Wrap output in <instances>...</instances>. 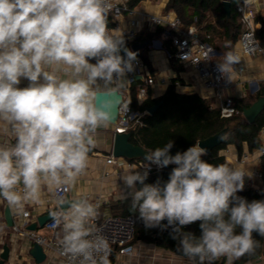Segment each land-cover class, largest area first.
<instances>
[{"label":"clouds","instance_id":"1","mask_svg":"<svg viewBox=\"0 0 264 264\" xmlns=\"http://www.w3.org/2000/svg\"><path fill=\"white\" fill-rule=\"evenodd\" d=\"M114 8L110 0H0V119L15 137L0 145V198L23 212L26 204L43 203L45 187L55 190L60 208L50 215L62 233L60 254L78 264H111L109 241L93 224L98 206L59 192L85 172L97 130L112 119L96 103L100 90L126 80L137 58L122 31H109ZM222 57L217 68L226 76L240 56L228 51ZM22 78L29 82L23 88ZM173 146L170 140L145 155L159 167L176 165L163 185L145 183L148 171L120 177L130 189V211L146 229H171L177 251L193 264L254 256L260 242L253 233L264 237V199L236 195L247 171L206 162L199 143L170 155ZM197 221L199 237L184 231Z\"/></svg>","mask_w":264,"mask_h":264},{"label":"crops","instance_id":"2","mask_svg":"<svg viewBox=\"0 0 264 264\" xmlns=\"http://www.w3.org/2000/svg\"><path fill=\"white\" fill-rule=\"evenodd\" d=\"M129 7L133 8L134 13H124L119 16H111L108 19V26L110 31L117 29L114 33L119 35L121 31L130 28L131 19H136L139 23V33H153L157 29L164 31L162 35H154L153 40L146 47L145 54L149 63H146L143 56L138 52L137 56L141 57L146 64V75L155 77V83L150 86L151 96L160 97L167 90L176 76L180 77L179 84L176 85L180 92H196L201 96L211 100L213 104L220 105L221 99L225 96L232 95L233 97L241 98L248 95H254L264 83V55L250 56L243 53L239 38L233 46L225 48L224 43L215 44L219 52L216 60L223 63V53L232 51L240 56V62L236 64L230 74H226L224 83L220 89L208 87L205 84L204 78L200 73L194 69L190 64L183 63L180 60L178 64L181 69L177 70L171 61L170 52L164 40L166 35V28L163 26L152 25L143 13L162 14L164 12L176 13L174 10H167L166 5L169 0H140L135 5H130V0H125ZM242 0H237L240 3ZM252 7L255 10L254 22L257 30L263 27L264 29V0H253ZM160 27V28H158ZM217 42V41H216ZM170 46H172L170 44ZM172 48H174L172 46ZM132 50V45H131ZM142 48L140 49V51ZM133 51V50H132ZM95 59L90 60L93 63ZM242 68V70H240ZM121 84H116L107 89H119L125 97L129 98L131 105L133 100V86L140 82H135L142 78H137L130 84L127 75ZM21 83L28 85L26 79H21ZM137 95V93H136ZM134 109V108H133ZM139 110V109H134ZM114 129L115 124L108 123L106 127H100L97 130L95 137L96 146L88 154V165L85 172L78 177L76 183L70 186L71 199L86 197L93 203V199L100 197L106 201L102 206V214L104 216L115 215L116 209L112 208L118 200L130 197V189L124 184L120 178L123 174L131 172L132 170L127 165L131 159L124 157H116L114 163H108L107 159L113 155L114 144ZM262 142L264 146V134L261 133ZM15 142V137L11 131L8 123L0 119V145H10ZM250 150L247 144H244L243 151ZM221 154L226 156V165L231 163L240 166L238 149L234 144H229L220 150ZM252 158L248 167L257 165L258 148L250 150ZM137 186V185H136ZM138 189V187H137ZM54 191H50L47 187L43 189L42 204H26L24 210L30 211V216L27 218L29 224L35 222L40 215L57 211L59 206L54 197ZM10 207L13 215L14 225H22L24 221L23 212H18L14 207L10 206L6 200L0 198V254L3 251L4 245L10 248L9 259L4 264H63L59 255L52 249L44 248L47 256L41 263L30 254L29 250L33 246V241L17 231L13 226L7 224L5 218V210ZM44 227V226H43ZM45 228V227H44ZM39 229V228H38ZM38 231V230H37ZM39 232V231H38ZM40 233V232H39ZM51 232L47 229L45 235L49 236ZM58 235H62L60 228L57 230ZM135 250L132 255H122L115 252L112 256L111 264H193L187 257H184L180 252H176L170 248L158 245L151 241L137 239L134 242ZM216 264H225L224 259L217 261ZM244 264H264V255L258 258L249 260Z\"/></svg>","mask_w":264,"mask_h":264},{"label":"trees","instance_id":"3","mask_svg":"<svg viewBox=\"0 0 264 264\" xmlns=\"http://www.w3.org/2000/svg\"><path fill=\"white\" fill-rule=\"evenodd\" d=\"M139 1L130 0L129 3L130 5H135ZM230 1V15H227L225 12L222 0H169L166 9L174 10L183 19L185 27L191 23L197 24L202 37L210 40L214 46L222 42L229 45L228 47L225 45V48H229L236 43L243 29L241 14L237 10V0ZM157 34L162 35L164 31L157 29L152 34L139 33L134 39L124 38L125 46L131 50V45L137 40L149 41L151 43L153 36ZM257 37L261 44L264 45L263 27L257 30ZM163 40L166 48L172 54V65L177 70H180L181 65H176L179 59L175 56V48H172L171 38L166 35ZM146 47L147 45L139 53L143 56L145 62L149 63L145 54ZM179 81V76L174 77L165 93L160 97H152L149 86L147 96L142 102L138 101L136 95L137 88L133 86L132 107L139 109L144 114L142 116L143 124L136 123L129 129L131 131L130 141L132 143L152 151L158 147L162 148L171 140L174 144L171 150L183 152L193 144L198 143L199 140L207 138L224 127L229 126L227 140L202 157L203 160L214 165L227 163L226 156L221 154L220 150L229 144H234L237 147L239 155L243 152L244 144H247L250 150L263 146L261 130L264 127V109L254 122L247 121L243 115V109L249 107L259 97L264 96V83L260 85L259 90L254 95L241 98L233 97L234 103L240 109V112L231 117H223L220 105L213 104L211 100L196 92L187 93L178 91L176 85ZM135 82L143 83L144 81L139 79ZM160 99H163V102L159 108L155 112L149 113L147 108L154 105ZM175 167L176 165L170 164L167 167L152 171L148 174L145 183L153 184L159 181L163 185L169 180L170 174ZM259 167L263 177L258 183L261 185L262 190L259 192L254 186H248L236 194L246 198L249 202L264 199V158L261 159ZM137 187L139 189L141 185L137 183ZM130 202L131 197H127L118 200L112 205V208L116 209L115 215L133 214L135 216L136 227L133 242L137 239H142L178 252V242L170 236L171 229H146L143 222L130 211ZM162 223H166V221ZM200 223V221H197L185 226L184 231L191 232L199 237L201 234ZM253 237L260 242V247L257 249L256 254L254 256L246 255L241 257L239 260L234 261V264H244L249 260L264 255V237H260L255 232L253 233Z\"/></svg>","mask_w":264,"mask_h":264},{"label":"built area","instance_id":"4","mask_svg":"<svg viewBox=\"0 0 264 264\" xmlns=\"http://www.w3.org/2000/svg\"><path fill=\"white\" fill-rule=\"evenodd\" d=\"M251 0L250 4H245V0H242L237 5V10L241 14L243 29L239 36V43L243 53L256 56L264 55V45L261 44L257 37V27L254 22L255 10L252 7ZM115 8L110 15L119 16L124 13L133 14V8L129 7L125 0H110ZM144 18H146L152 25L163 26L166 28V33L171 38V42L175 48V56L183 63L190 64L194 69H196L200 75L204 78L205 84L208 87H213L220 89L224 83L225 76L218 71L216 58L219 56V52L214 44L208 40L204 39L200 34L201 31L197 24L191 23L189 26H184L183 19L177 14L172 12H164L162 14H150L143 13ZM108 21V18H107ZM130 28L122 31L123 37L128 39H134L138 35L139 23L136 19H131ZM109 31L110 27L108 26ZM111 32V31H110ZM209 37V35H207ZM171 57L172 54L168 52ZM96 61L94 60L93 63ZM146 64L144 60L137 56L136 60L133 61V71L127 72L128 81L132 84L136 77L143 76V83L138 85L137 89V99L142 102L148 93V87L155 83V77L151 75H146ZM242 70V68H240ZM179 84V82H177ZM18 87H26L25 84L20 83ZM221 115L223 117H231L236 113L240 112L234 103L232 95L225 96L221 99L220 103ZM144 112L140 110H134L129 98L125 97L123 94V100L119 106V117L115 124L114 134L119 132H126L132 127V125L139 123L143 124L142 116ZM264 134V127L261 130ZM252 158V153L250 150L243 151L239 156L240 167L245 169L250 177L245 178V186H254L257 191H261V185L253 183V181H261L263 175L260 170L261 159L264 158V146L258 148L257 155V165H252L248 167L250 159ZM117 158L114 155L108 157V163L116 162ZM127 165L131 170L139 171L143 174L148 171L150 174L154 170H159L162 167L156 164H150V162L143 159H134L129 161ZM147 166V167H146ZM70 186L64 187L60 190L59 195L63 198L69 193ZM54 197L58 200V194L54 191ZM106 201L100 197L93 199V204L98 206L99 215L93 222L96 229L99 230V234L103 235L109 241L111 247V255L109 257L110 262L112 256L115 252L122 255H132L135 250L134 246V236L136 219L133 214L128 215H108L104 216L102 214V206ZM30 216V211H23L24 221L22 225L15 224L14 228L21 234L29 237L33 242H37L44 248H49L54 250L62 260L63 264H78L72 261L69 257L61 255V249L59 245V239L61 235L57 234V228L54 226L53 220H49L44 224V227L48 229L51 234L49 236L39 233L37 230L27 229Z\"/></svg>","mask_w":264,"mask_h":264},{"label":"water","instance_id":"5","mask_svg":"<svg viewBox=\"0 0 264 264\" xmlns=\"http://www.w3.org/2000/svg\"><path fill=\"white\" fill-rule=\"evenodd\" d=\"M222 2L224 5L225 12L227 13V15H230L231 1L222 0ZM148 44L149 41L137 40L132 44V50L133 52L138 53L141 48H143ZM121 55H124V53L121 52ZM140 77L143 78V76H138L136 78H140ZM122 100H123V93L119 89L115 88L110 90H100L99 95L96 98V103L101 106H105L106 110L111 112L112 119L110 123L116 124L119 117V106ZM162 102L163 99H160L154 105L148 107L147 111L149 113L155 112L162 104ZM263 109H264V96H261L256 101H254L249 107H245L243 109V115L247 119V121L254 122ZM228 133H229V126H226L217 133H214L207 138L199 140L198 143L200 144L201 147L207 150V154H208L214 148L218 147L221 143L227 140ZM130 136H131V131H126L122 133L117 132L114 134L113 155L115 157H124L127 159L146 160L145 159L146 152H150V151L140 145H136L132 143L130 141ZM221 137H226V139L222 140ZM176 153L177 151L170 150V155H175ZM64 199L74 200L71 199L70 195L68 194L65 196ZM58 206L60 207L59 204ZM61 207L66 208L67 205H63ZM50 214L51 212L40 215L35 222L27 226V229L38 230V228L43 227L47 221L52 219ZM5 218L9 226L14 225V219L10 207H7L5 210ZM29 252L39 263L43 262L47 256L44 247L38 244L37 242H33V246L31 247ZM9 254H10V248L6 244L4 245L3 251L0 254V264H4L5 261L9 259Z\"/></svg>","mask_w":264,"mask_h":264},{"label":"rangeland","instance_id":"6","mask_svg":"<svg viewBox=\"0 0 264 264\" xmlns=\"http://www.w3.org/2000/svg\"><path fill=\"white\" fill-rule=\"evenodd\" d=\"M111 16H113V15H110V16L108 17V19H109ZM216 62L219 63L218 60H216ZM227 165H229V166H235V165H233V164H231V163H228ZM236 166H237V165H236ZM253 183L258 184L257 181H253ZM38 231H39L40 233L44 234V235L47 233V229L44 228V227H40V228L38 229Z\"/></svg>","mask_w":264,"mask_h":264}]
</instances>
